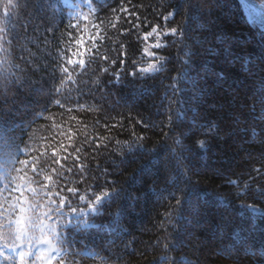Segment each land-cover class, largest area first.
<instances>
[{
	"label": "trees",
	"instance_id": "trees-1",
	"mask_svg": "<svg viewBox=\"0 0 264 264\" xmlns=\"http://www.w3.org/2000/svg\"><path fill=\"white\" fill-rule=\"evenodd\" d=\"M79 1L98 30L94 62L89 53L84 68L57 60L80 33L68 27L62 0H13L19 6L5 23L24 71L10 91L0 85V113L31 149L19 158L39 157L43 169L33 186L54 187L78 208L92 192H119L89 227L64 230L75 234L70 251L99 254L77 256L78 264H264V217L241 215V205L264 209L256 194L264 189V30L239 0H90L92 11ZM154 26L178 31L156 51L163 70L141 74L144 35ZM22 49L28 64L15 59Z\"/></svg>",
	"mask_w": 264,
	"mask_h": 264
},
{
	"label": "snow or ice",
	"instance_id": "snow-or-ice-1",
	"mask_svg": "<svg viewBox=\"0 0 264 264\" xmlns=\"http://www.w3.org/2000/svg\"><path fill=\"white\" fill-rule=\"evenodd\" d=\"M18 4H14L13 0H6L3 8V16H0V85H3L6 90H11L12 85H16L20 81V76L17 73L23 72L24 69L19 64L13 62V53L15 52L14 44L17 40V35L6 27V20L11 17L14 12L13 9L18 7ZM249 9V15L260 12L264 9V3L260 8H256L252 5H245ZM115 11V9H113ZM122 12H127V8H121ZM174 15L173 12H169L164 20L167 21L170 16ZM79 19V17H75ZM78 25L69 23V28H75ZM138 26V25H137ZM159 26H154L150 32L145 33L144 40L147 41L149 37L155 34L157 36L156 43L150 45L151 48L160 49L163 45L160 42L161 32L158 31ZM177 28L170 29L172 35L177 34ZM169 32H163L164 36H167ZM71 40V34H69ZM80 47H84L81 41H76ZM85 43H91V48H86L85 51L89 53L88 59L90 62H94L95 56V40L92 37L88 38ZM25 50H21L20 54L15 59L22 61L25 64L30 61L24 55ZM63 55L58 54L57 60H63L67 65H78L80 68L85 67L84 51H80L79 48L76 51H71L68 48L62 50ZM143 54L152 58L147 63L146 67L138 69L141 74H151L160 72L163 70L161 61L165 58L160 56L157 58L155 51H150L149 47L143 49ZM73 57H80L79 59H73ZM101 59L107 60L108 57L104 56ZM116 63L115 60L112 61ZM135 63V61H133ZM121 68H123L124 61H120ZM62 73L67 74V79L71 80V73L69 68L63 65H58ZM55 71V69H53ZM107 72L108 69H103ZM137 72H132L130 75L135 76ZM116 79H120V72L116 74ZM181 78L185 82L191 80L189 76V69L185 68L181 74ZM64 83V80H61ZM264 87V86H262ZM60 91V89H56ZM174 91H182L181 89H175ZM264 99V98H262ZM57 105L61 104V101L57 99L55 101ZM171 119V118H170ZM23 131V129H21ZM70 131V130H69ZM14 132V126L9 127L4 120V114L0 113V135L3 139V154L0 157V257H5L7 264H78L75 257H98L99 254L92 251H70L74 248L75 234H71L65 237L64 230L71 224V221L66 219V213L64 211L65 202L68 199L67 196L60 195L59 192H55L54 187L49 189L47 184L43 185L39 189L33 187L37 181L35 176L40 175L43 169L38 167L39 157L33 156L31 158L20 159L19 155L23 153L26 157L30 154V147L25 145L24 148L20 147L23 143L22 136L16 137L12 133ZM71 139V137H69ZM139 139H143L140 137ZM180 141H177L179 143ZM198 146L201 150L206 151V141L198 140ZM34 147V145L32 146ZM59 147H63L61 144ZM67 151V149H64ZM78 153L80 148H76ZM56 149H53L52 156L56 157ZM54 163H59V159H54ZM53 171H57L53 169ZM69 171H71L69 169ZM259 171V169H257ZM31 173V175H30ZM62 175V173H57ZM51 176H45V180L50 181ZM231 183H235L231 181ZM69 193L73 196L77 195V189L68 188ZM7 193V195H5ZM118 190H113L110 193L107 189L100 194L92 192L94 199L87 200V207H71L70 212L76 215L72 217V220L76 221L72 224L73 228H87L88 221L81 220V217L92 213H98L100 207L103 206L112 195H118ZM259 197L264 198V189L258 190L256 193ZM56 198L59 199V203L56 202ZM43 200L44 203L40 201ZM79 200L84 202L86 197L79 195ZM185 203L191 202V194L184 201ZM177 205L181 204L178 199ZM248 213L252 216L264 217V209L254 207L252 205H241V215ZM7 221L4 223L3 221ZM37 233L39 235H37ZM168 247V245H165ZM175 247V245H173ZM4 249L11 250L9 255ZM103 264H107L106 258H100ZM163 259V258H162ZM183 264H187L186 261Z\"/></svg>",
	"mask_w": 264,
	"mask_h": 264
},
{
	"label": "rangeland",
	"instance_id": "rangeland-1",
	"mask_svg": "<svg viewBox=\"0 0 264 264\" xmlns=\"http://www.w3.org/2000/svg\"><path fill=\"white\" fill-rule=\"evenodd\" d=\"M85 1V7L92 11V6L90 4V0H84ZM62 3L64 4V6L67 8L68 10V14L69 16L72 17L73 21H74V25H78V30L80 31L76 41H81L82 44H84V47H80L76 42H75V46H74V49L72 51H76L78 48L80 51H84V59L86 57V55L88 54L87 51H85L86 48H91L92 47V44L91 43H85V41H88V38L89 37H92L94 40H95V37L98 33V30L95 31L94 30V23L92 22L91 18L90 17H87L85 14H83L81 8H80V1L79 0H62ZM246 4L248 5H252L256 8H260L261 4H258V3H255V2H251V3H245L244 4V7H243V10L246 14V17H250L251 22H255L257 23L261 29L264 30V14H261L260 12L254 14L253 16H250L249 15V9L245 6ZM262 12H264V9L261 10ZM75 17H79V19H76ZM84 23V24H82ZM166 32H169L170 33V30H167ZM163 37L164 35L161 33V37H160V42L161 44L163 45ZM157 41V36L155 34H153V36L149 37L147 41H145V45H144V48L145 47H149V50L150 51H157L158 49H154V48H151L150 45L156 43ZM157 54V52H156ZM80 57H73V59H79ZM143 58H144V66L143 67H146L147 66V63L150 62V60L152 58L150 57H147L143 54ZM157 58H158V54H157ZM73 66V65H72ZM35 187V186H33ZM5 195H7V193H5ZM71 207H74L72 205H68L65 203V207L66 208L64 211L66 213V219H68L69 221H71V224H69L68 226H72V224H75L76 221L72 220V217L75 216L76 214L75 213H71L70 212V208ZM93 214H96V213H92V214H89V215H86L84 217H81L80 219L81 220H87L88 221V226L90 225V216L93 215ZM4 223H7V221H3ZM4 251L6 253H8L9 255L11 254V250H8V249H4ZM0 264H7V260L5 257H0Z\"/></svg>",
	"mask_w": 264,
	"mask_h": 264
},
{
	"label": "bare ground",
	"instance_id": "bare-ground-1",
	"mask_svg": "<svg viewBox=\"0 0 264 264\" xmlns=\"http://www.w3.org/2000/svg\"><path fill=\"white\" fill-rule=\"evenodd\" d=\"M239 2H240L241 5L244 7V4H245V3H251L252 1H251V0H239ZM247 19L251 20L250 17H248Z\"/></svg>",
	"mask_w": 264,
	"mask_h": 264
}]
</instances>
